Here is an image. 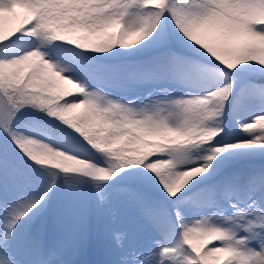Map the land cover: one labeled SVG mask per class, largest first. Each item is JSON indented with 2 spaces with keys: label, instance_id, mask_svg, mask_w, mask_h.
Masks as SVG:
<instances>
[{
  "label": "rangeland",
  "instance_id": "1",
  "mask_svg": "<svg viewBox=\"0 0 264 264\" xmlns=\"http://www.w3.org/2000/svg\"><path fill=\"white\" fill-rule=\"evenodd\" d=\"M142 1L0 0V264H56L58 238L82 264L264 263V0L207 1L201 40Z\"/></svg>",
  "mask_w": 264,
  "mask_h": 264
},
{
  "label": "bare ground",
  "instance_id": "2",
  "mask_svg": "<svg viewBox=\"0 0 264 264\" xmlns=\"http://www.w3.org/2000/svg\"><path fill=\"white\" fill-rule=\"evenodd\" d=\"M145 2H146V0H145ZM188 2H190V1L189 0H183V1H180V0H171V3H170L171 12H173V14L171 15V17H173V18L175 17L176 21L178 20V16L180 14L185 19H188V18H191L192 19V20H190V25H191L190 27H181L180 28V37L181 38H182L181 32H184V31H186V30H188L190 28H192V33L191 34H193V37H195L196 40H198L199 38L201 40L205 36H209V34L206 33V31H208L207 28H204L203 27V23L205 24V26H206V24H209L208 27L211 28V29L212 28L215 29V27H218L219 28L218 18L215 17L214 14L212 15V13L209 12V10L208 11H205V12L204 11L203 12H200L201 9L198 8L196 12H192V10H193L192 7L190 8L191 10H189L188 8H185L184 9V7H183L182 8L183 15H182V12H179L180 14L174 13L175 12V9H176L175 5H177V6H180L181 5L182 6V5H186ZM189 4H191V2ZM10 7H12V5ZM16 7H19V5H16ZM1 9H3V11L4 10L6 11L8 8H2L1 5H0V24H1V26L5 27V28H9L10 30L17 29V26L15 25L16 18L13 17L11 13L10 14H5L3 12V14H2L1 13ZM206 13H207V16H205ZM153 15H155V14H153ZM209 16H212V17L210 19H208V20H206L204 18V17H209ZM219 20H220V18H219ZM177 23H178V21H177ZM186 24L187 23L184 21L182 26H186ZM200 25H202L201 26V29H199ZM203 31H204V34H202ZM45 34H46V32L44 30H41L40 32H38L36 34V38L39 37V40H40ZM208 40H209V38H208ZM212 46H214V45L208 44V48L207 49H208L209 52H212L213 51V49L209 48V47H212ZM193 54H196V55L199 56V53L193 52ZM212 60L213 59L210 58V61H212ZM59 83L61 85H65V86L67 85L68 86V83L65 82V81H63V80H60ZM166 93H167V91H166ZM153 95H155V94L153 93ZM203 95H205V97L207 98V96L210 95V94L207 95V92H206V94L204 93ZM159 96H160V94H159ZM186 98H188V99H186ZM186 98H185V100L189 101L187 103V105H194L195 104L194 103L195 101H194V99L191 96L186 95ZM178 101H179V99H178ZM200 102H201V100H200ZM211 102L212 101H210L209 103H211ZM174 103H176V102L174 101ZM165 105H167V104L165 103L164 106ZM147 107L149 109H151L150 108V104H148ZM245 123L247 125L248 124H251V125H254V126L257 125V124L263 125L264 124V111H260L255 116H253V117L250 116L249 118L245 119ZM224 148H225V150H226V152L228 154L231 155V153H233L235 155L233 157H246V156L249 157V156H252L254 154H259L260 153V147H258L257 146V143L256 142H253V141L252 142H249V141H242V140H234L232 143L225 144L224 145ZM194 177H197V175L194 176Z\"/></svg>",
  "mask_w": 264,
  "mask_h": 264
},
{
  "label": "trees",
  "instance_id": "3",
  "mask_svg": "<svg viewBox=\"0 0 264 264\" xmlns=\"http://www.w3.org/2000/svg\"><path fill=\"white\" fill-rule=\"evenodd\" d=\"M16 88H20V85L17 86ZM71 124V126H76L75 123L69 122Z\"/></svg>",
  "mask_w": 264,
  "mask_h": 264
}]
</instances>
